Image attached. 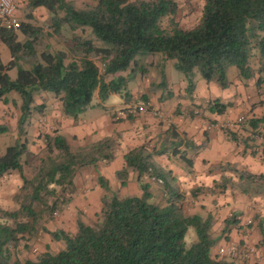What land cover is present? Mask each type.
<instances>
[{
    "label": "trees",
    "instance_id": "16d2710c",
    "mask_svg": "<svg viewBox=\"0 0 264 264\" xmlns=\"http://www.w3.org/2000/svg\"><path fill=\"white\" fill-rule=\"evenodd\" d=\"M87 2L78 9L68 0H31L32 10L44 7L51 13L52 24L45 29L25 22L17 31L3 32L1 42L9 45L11 60L6 65L0 56V102L7 103L11 92L20 95V135L31 115L46 107L36 105V96L42 92L53 93L64 116L74 120L92 107L97 93L102 101L111 94L132 100L127 80L117 75L145 70L142 58L148 55L161 53L165 61L175 60L190 91L197 73L228 88L232 68L241 80L256 78L258 87L264 85V0H204L201 20L191 29H183L177 21L176 0ZM32 17V13L27 15L28 20ZM14 69L18 77L11 80L8 73ZM108 77L112 79L107 81ZM226 109L219 104L211 108L220 114ZM53 134L44 137L47 155L40 159L32 179L24 170V160L31 156L27 141L8 147L0 157V179L18 172L23 181L16 198L19 208L8 211L0 205V264H243L237 255H213L217 245L213 217L187 213L174 179L153 160L160 152L147 146L125 156L126 166L118 178L126 185L133 170L139 178L161 180L168 196L164 207L150 202V186L142 183V197L106 195L97 221L88 224L78 219L76 233L47 231L45 220L71 202L65 194L75 192L77 173L99 162H111L118 146L117 140L106 138L74 151L63 135ZM233 171L239 176L237 191L264 198V175ZM99 183L110 192L103 176ZM234 222L230 219L226 225ZM39 228L63 242L64 248L47 251L36 260L12 261L14 249L39 235ZM190 228L197 240L188 247Z\"/></svg>",
    "mask_w": 264,
    "mask_h": 264
},
{
    "label": "crops",
    "instance_id": "0c3cea01",
    "mask_svg": "<svg viewBox=\"0 0 264 264\" xmlns=\"http://www.w3.org/2000/svg\"><path fill=\"white\" fill-rule=\"evenodd\" d=\"M30 1L18 0L17 14L22 23L33 24L32 19L45 16L41 10L44 7L32 10ZM68 1L75 3L78 9L84 3ZM28 10L33 15L29 20L25 16L29 14ZM19 40H22L21 35ZM2 44L0 41V47ZM145 63L153 65L152 62ZM149 70L145 67L140 74L128 71L117 75L127 80L132 100L122 96V103L117 107L111 100L117 94L102 101L97 93L92 107L77 120L64 116L59 99L56 98L53 104L46 92L36 96V105L46 106L37 114L36 126L41 122L40 126L48 134L51 129L54 133L57 131L73 148L106 138L118 141L114 160L85 168L75 177L79 196L84 198L83 201L88 199L87 204L83 203L88 215L100 213L102 209L106 191L99 183L100 176L107 179L118 197H142V183H146L150 186L151 198L161 196L167 200L164 182L159 179L146 175L139 178L133 170L126 185L122 186L118 178V172L126 166L125 156L133 149L147 146L150 151L160 152L153 160L162 170L172 174L184 197L187 213L213 217V233L215 237L218 235L213 255L225 256L229 246L236 244L241 249L256 251L250 264H264V198L249 197L237 191L235 186L239 176L233 171L238 169L264 175V142L259 138L264 137V85L258 87L256 78L241 80L232 68L228 88H222L217 82H208L197 73L190 91L184 74L173 79L164 71L163 79L158 83L150 76ZM139 98L138 104L147 103L149 112L128 114V109L136 105L134 101ZM216 104L225 105L227 109L221 114L212 111ZM21 105L17 102L11 104L9 99L7 103L0 102V122L11 121L18 127L21 114L11 117L7 113L10 108H21ZM152 109L168 115V121L153 116ZM241 118L244 123L238 125ZM230 124L235 128L230 130ZM184 154L192 160V166L186 163ZM230 219L235 222L227 226Z\"/></svg>",
    "mask_w": 264,
    "mask_h": 264
},
{
    "label": "rangeland",
    "instance_id": "374dc122",
    "mask_svg": "<svg viewBox=\"0 0 264 264\" xmlns=\"http://www.w3.org/2000/svg\"><path fill=\"white\" fill-rule=\"evenodd\" d=\"M84 1L80 7L84 6L87 0H78ZM179 4V11L177 14V21L180 23L183 29H191L197 26L201 20L203 9H204V0H176ZM42 12L45 13V16L41 19H32V23L35 25H39L45 29H47L52 24V15L46 8H41ZM30 11L28 10L27 13ZM25 13V12H24ZM26 14V13H25ZM24 14V15H25ZM27 16V15H25ZM164 26H168V23L165 22ZM64 33H68V27L65 26L63 28ZM0 56L4 64H8L11 59V51L8 44H2L0 47ZM162 54H153L148 55L142 58L143 66L150 69V76L154 78L155 82H161L164 76V71L166 74L175 79L176 77L183 76V74L176 69L175 60H163ZM145 62H152L153 65H147ZM100 64L102 72H104V66ZM144 67V68H145ZM166 69V70H165ZM144 70V69H143ZM234 71H237L236 68H233ZM142 70L137 71V74H140ZM9 76L11 80H16L18 77V69H14L10 71ZM128 75V74H127ZM112 77H108L107 81H110ZM134 88V86H131ZM130 87V89H131ZM48 97L50 98L53 104L55 103V95L51 92H47ZM11 104H16L20 106L22 104V100L20 95L17 92H11L7 95ZM122 95L117 94L114 98H112V103L115 106L121 105ZM139 99H136L134 102L137 105ZM50 102V101H49ZM9 110L10 112L8 116L15 117L16 114H21L20 107H12ZM36 115L31 116L24 126L23 135H20L17 124H14L11 121H1L0 122V157L6 154L8 147L15 146L23 141H27L29 145L30 155L26 156V163L24 164L25 174L29 179H32L34 176V169L39 164L40 159L44 158L47 155L46 144L44 142V137L47 135V131L44 130V127L40 126L42 123L40 122L39 126H36L37 123V112H34ZM33 113V114H34ZM39 122V121H38ZM4 129V131H1ZM54 130H50V135H54ZM88 145H91L88 143ZM75 151L76 148H73ZM129 171V175L130 172ZM165 171V170H164ZM78 174V173H77ZM169 176L172 177V174L169 173ZM107 181V179H106ZM110 187V184H108ZM23 186V181L18 172H11L10 174L5 175L0 179V205L4 210L14 211L19 208L18 201L16 200L17 196L21 194V188ZM75 192H69L65 194L66 198H70L71 202L67 205H64L60 211H57L54 214V217L47 218L43 223V226L50 232L56 231H66L67 233L73 234L77 232V221L78 219L82 220L85 223L93 224L97 221L99 213H93L88 215L87 207L83 205L87 204V198L79 196L77 192V187L75 188ZM86 189V188H84ZM105 190V189H104ZM106 191V190H105ZM114 193L113 189L110 187V192H106L107 196H112ZM105 195V196H106ZM104 196V197H105ZM103 197V198H104ZM102 198V199H103ZM87 199V200H86ZM152 204L158 205L159 207H164L166 205V201L161 196H156L150 199ZM93 207H95V203H93ZM101 212V211H100ZM39 235L35 238H29V240H24L21 242L19 247L14 249V253L12 254V261L16 260H36L42 254L47 251L51 252H59L64 248V243L61 241H55L52 239V236L49 233L44 232L41 228H39ZM218 236V235H217ZM216 236V237H217ZM214 235V238H216ZM197 240V234L193 228L189 229L188 235L186 237V243L188 247ZM240 247V245H238ZM251 259L249 261H243V264H250Z\"/></svg>",
    "mask_w": 264,
    "mask_h": 264
},
{
    "label": "built area",
    "instance_id": "2783aa9c",
    "mask_svg": "<svg viewBox=\"0 0 264 264\" xmlns=\"http://www.w3.org/2000/svg\"><path fill=\"white\" fill-rule=\"evenodd\" d=\"M17 6L18 0H0V41H2V34L5 31H17L22 27V21L18 17L17 14ZM128 114L136 115L138 113H146L149 112V105L145 102L139 103L130 107L128 109ZM151 113L153 116L162 119L163 121H168L169 117L165 113H162L160 110L152 109ZM244 123V119L241 118L238 125H242ZM230 130L235 128L234 124L229 125ZM259 138L264 142V137L259 136ZM159 182L162 183L161 180ZM227 253L230 255H237L244 261H249L252 259L254 254L256 255L255 250L250 249H241L238 245L232 244L227 249Z\"/></svg>",
    "mask_w": 264,
    "mask_h": 264
}]
</instances>
